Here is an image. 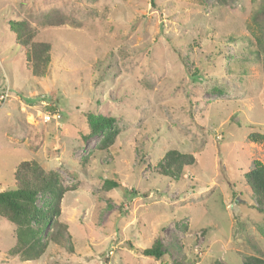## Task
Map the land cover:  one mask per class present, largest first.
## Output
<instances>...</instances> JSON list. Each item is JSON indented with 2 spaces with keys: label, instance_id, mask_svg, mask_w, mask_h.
Returning a JSON list of instances; mask_svg holds the SVG:
<instances>
[{
  "label": "rangeland",
  "instance_id": "rangeland-1",
  "mask_svg": "<svg viewBox=\"0 0 264 264\" xmlns=\"http://www.w3.org/2000/svg\"><path fill=\"white\" fill-rule=\"evenodd\" d=\"M261 1L0 0V190L13 187L20 161L37 160L66 189L58 219L67 227L63 246L50 242L22 261L9 253L14 226L0 216V264L264 260V214L244 198L240 176L264 163V144L249 138L264 131L263 64L225 72L222 58L243 63L245 43L218 51L229 35L255 42ZM12 20L50 44L42 78L29 80L14 54ZM87 112L115 118L100 153L103 133L83 138ZM170 149L195 157L178 179L158 172ZM50 207L38 195L37 208ZM155 241L163 255H144Z\"/></svg>",
  "mask_w": 264,
  "mask_h": 264
},
{
  "label": "trees",
  "instance_id": "trees-1",
  "mask_svg": "<svg viewBox=\"0 0 264 264\" xmlns=\"http://www.w3.org/2000/svg\"><path fill=\"white\" fill-rule=\"evenodd\" d=\"M252 22L258 30V34H253L255 42L249 36L229 35L222 40L218 51H224L226 44L230 42L242 41L245 43L241 50L242 55L237 64L230 62L228 58H222L223 64H227L225 72H235V67H239L242 73L247 72L246 63L261 61L262 81L264 87V0L251 16ZM65 19H48L49 24H62ZM13 31L14 41L11 46H17L14 54L21 55L22 68L25 69L29 80L42 78L46 75L51 60L50 44L43 40L36 39L35 31L27 20H12L10 27ZM255 45V47H250ZM236 73V72H235ZM193 77H198V69L191 73ZM43 96V95H42ZM45 97V95L43 96ZM53 110L51 106L46 107ZM88 131L83 134L86 139L103 133V137L94 149L98 153L104 151L114 140L115 132L112 130L115 123L114 116L85 113ZM252 141L264 144V131L252 132L249 134ZM195 157L189 153L179 152L177 149H170L158 162V172L170 178L178 179L184 169L195 163ZM243 182L244 198L251 200V206L260 214H264V163L253 160V165L245 171H240ZM13 187L0 190V216L4 217L14 226L15 242L10 248L11 255H18L20 260H30L39 258L47 247L48 243L64 245V238L61 236L66 232V225L58 219L60 215V200L66 191L59 184V176L53 170H46L42 164L35 159L20 161L13 171ZM108 187L118 186L116 181H110ZM242 189V188H241ZM240 192V189H239ZM47 194L51 200V207L46 211L37 208V198L40 194ZM245 195V194H244ZM53 221L55 230L47 233V226ZM264 234V232H263ZM142 253L147 256L160 258L163 255L159 241L152 243L150 247L144 248ZM247 264L264 263V260L256 256H248L245 259Z\"/></svg>",
  "mask_w": 264,
  "mask_h": 264
},
{
  "label": "built area",
  "instance_id": "built-area-1",
  "mask_svg": "<svg viewBox=\"0 0 264 264\" xmlns=\"http://www.w3.org/2000/svg\"><path fill=\"white\" fill-rule=\"evenodd\" d=\"M6 96V95H5Z\"/></svg>",
  "mask_w": 264,
  "mask_h": 264
}]
</instances>
